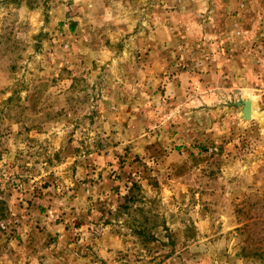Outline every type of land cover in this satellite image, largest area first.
<instances>
[{
	"label": "rangeland",
	"instance_id": "1",
	"mask_svg": "<svg viewBox=\"0 0 264 264\" xmlns=\"http://www.w3.org/2000/svg\"><path fill=\"white\" fill-rule=\"evenodd\" d=\"M0 264H264V0H0Z\"/></svg>",
	"mask_w": 264,
	"mask_h": 264
},
{
	"label": "water",
	"instance_id": "2",
	"mask_svg": "<svg viewBox=\"0 0 264 264\" xmlns=\"http://www.w3.org/2000/svg\"><path fill=\"white\" fill-rule=\"evenodd\" d=\"M241 107V118L249 121L251 118V102L249 100L241 101L236 104Z\"/></svg>",
	"mask_w": 264,
	"mask_h": 264
}]
</instances>
